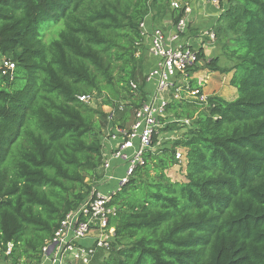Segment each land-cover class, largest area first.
Segmentation results:
<instances>
[{"label": "trees", "instance_id": "1", "mask_svg": "<svg viewBox=\"0 0 264 264\" xmlns=\"http://www.w3.org/2000/svg\"><path fill=\"white\" fill-rule=\"evenodd\" d=\"M172 2L0 0V58L16 63L13 78L0 71V264H40L90 196L105 131L130 126L148 97L141 24L178 22L187 4ZM218 2L215 46L198 48L189 84L203 91L195 71L232 73L239 94L173 98L145 163L113 194L115 233L90 264H264V0ZM179 148L185 181L167 174Z\"/></svg>", "mask_w": 264, "mask_h": 264}, {"label": "built area", "instance_id": "2", "mask_svg": "<svg viewBox=\"0 0 264 264\" xmlns=\"http://www.w3.org/2000/svg\"><path fill=\"white\" fill-rule=\"evenodd\" d=\"M206 1L219 8L218 0ZM172 6L179 8L182 4L173 0ZM189 11L190 5L187 4L186 15L176 23L141 24L147 53L155 59L146 75L147 100L135 110L130 126H110L105 131L101 179L94 185L90 196L66 215L54 236L43 246L40 264H90L98 248H108L115 233V228L109 226V219L116 212L110 204L112 196L130 180L137 167L145 163L144 154L154 147L153 137L163 125L161 117L165 116L169 103L173 98L180 99L184 91L200 101L208 99L204 90L192 89L189 84V70L201 63L198 48L202 46H194L188 39ZM210 30L208 28L203 33L208 35ZM215 37L214 31L212 38L206 36L208 41L202 38L203 48L207 45L206 52L207 48H214ZM15 69L14 61L0 58L2 75L13 78ZM132 85L137 87L135 83ZM79 99L89 104L96 102L95 95H80ZM107 108L109 118H114V110ZM176 158L180 165L186 166L185 149L179 148ZM112 182L116 185L109 187Z\"/></svg>", "mask_w": 264, "mask_h": 264}, {"label": "crops", "instance_id": "3", "mask_svg": "<svg viewBox=\"0 0 264 264\" xmlns=\"http://www.w3.org/2000/svg\"><path fill=\"white\" fill-rule=\"evenodd\" d=\"M186 3L190 5V11L187 13L188 23H190V25H188V35L187 36H188L189 41L193 43L192 45L200 46L202 38L208 41V38L200 36L201 34L200 30L202 29L205 30V29L210 28L218 19L217 17L221 11L219 8L215 7L213 4L207 2L206 0H190V2H186ZM148 21L149 23L153 22L151 20H148ZM166 22L171 23V20L166 18L163 20L162 24ZM201 23L206 25V28L200 29ZM152 24H155V23H152ZM206 47L207 45H205V48ZM206 50L207 52L211 53L213 48L212 49L207 48ZM216 55L220 56L221 63L226 60V58L223 57L221 52L217 53ZM146 58H147V65L151 68L152 65L155 64V59L152 58L148 53H146ZM204 73H205L204 78L203 79L200 78L201 79L200 83L203 84V90L208 95L216 94V95H220L224 97L225 90H227L226 83H229V78H227V75L229 74L220 73V72L208 73L206 71ZM236 97H237V88L235 89V96L232 98H226V99L232 100V99H235ZM115 185H116V182H112L109 187H114Z\"/></svg>", "mask_w": 264, "mask_h": 264}, {"label": "rangeland", "instance_id": "4", "mask_svg": "<svg viewBox=\"0 0 264 264\" xmlns=\"http://www.w3.org/2000/svg\"><path fill=\"white\" fill-rule=\"evenodd\" d=\"M174 1H177L178 3H180L182 5L183 4H187L186 2H190V0H174ZM217 18H219V15H218ZM188 25H190V23H188ZM214 25H216V22L213 24V27L212 26L210 27L212 31L210 30L208 32V35L206 33H203L206 30L208 31V29H205V30L202 29V30H200V33H201L200 36H202V37L210 36L212 38V34L215 31V30H213L214 29ZM201 28H206V25H204V24L201 23L200 29ZM216 38L217 37H215V40H216ZM212 41H214V40H210V42H212ZM201 45H203V42H201ZM218 51H216V53H219L220 52V51L219 52ZM223 57H224V55H223ZM221 64L223 66L230 65L229 62H227V59L225 61H223ZM204 72L205 71H203V70L195 71V72H193L192 77L199 78V79L200 78L203 79L204 78V74H205ZM231 77H232V73H229V75H227V78H229V83H226L227 90L224 89L225 90L224 98H232V97L235 96V89L236 88L234 86L232 87V85L230 84ZM201 79L199 80V82L201 81ZM238 94H239V92H238V89H237V96H238ZM183 95H184L185 98H188L190 100L191 99H196V98L192 97V95H190L186 91L183 92ZM96 100H97V103H99L101 101V98H99V96L96 95ZM104 109L107 110V111L109 110V108H107L106 106H104ZM168 114H170V113H168ZM168 114L166 113L165 117H167ZM184 131H185V128H181L179 126H176V128H174L172 130L165 131L164 133L161 132V133L165 134L166 137H164V136L162 137L161 136L160 143H163V144L171 143L174 140L178 139L180 137V135L182 134V132H184ZM184 165H186V161L184 162ZM185 167L186 166H182L180 164H177L174 167L170 168L169 171L167 172V174H168V176L170 178H172L173 181H185L186 180Z\"/></svg>", "mask_w": 264, "mask_h": 264}]
</instances>
